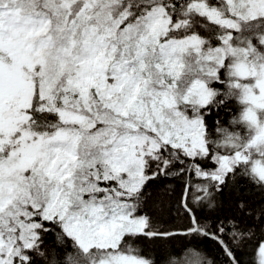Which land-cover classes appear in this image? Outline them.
I'll return each instance as SVG.
<instances>
[{"label": "snow or ice", "instance_id": "snow-or-ice-1", "mask_svg": "<svg viewBox=\"0 0 264 264\" xmlns=\"http://www.w3.org/2000/svg\"><path fill=\"white\" fill-rule=\"evenodd\" d=\"M0 264H264V0H0Z\"/></svg>", "mask_w": 264, "mask_h": 264}]
</instances>
